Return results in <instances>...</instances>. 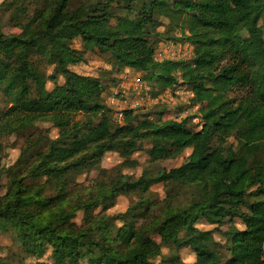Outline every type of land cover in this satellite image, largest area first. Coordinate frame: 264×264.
<instances>
[{
    "label": "trees",
    "instance_id": "1",
    "mask_svg": "<svg viewBox=\"0 0 264 264\" xmlns=\"http://www.w3.org/2000/svg\"><path fill=\"white\" fill-rule=\"evenodd\" d=\"M71 2L0 3L20 30L6 34L0 25V100L6 104L0 108V135L38 120L58 129V138L48 140L45 149H23L7 170L0 157V181L6 173L0 183V233L11 235L27 256L40 257L49 248L52 261L35 264H156L162 247L170 251L167 264H264V165L256 158L264 142V27L259 24L264 0H83L74 8ZM160 17L193 46L191 62L154 59L147 28L156 27ZM87 51L108 54L113 71L140 72L156 87L154 93L177 84L180 71L193 93L189 102L198 105L200 129L192 130L189 118H138L134 109L122 112L121 123L113 122L101 102L102 79L70 68L84 62ZM36 61L51 67L50 73ZM231 137L235 144L226 145ZM135 141L149 142L150 161L191 152L183 164L153 175H119L109 187L74 192V177L107 152L119 151L123 164L134 166ZM154 183L190 187L194 195L185 205L165 198L163 214L139 228L118 225L103 211L93 213L121 193L146 192ZM247 196L256 200L247 204ZM79 210L84 217L77 226L73 219ZM234 216L243 226L231 225L223 243L212 229L197 228L201 219L217 225ZM183 246L194 250L193 262L180 258L177 250Z\"/></svg>",
    "mask_w": 264,
    "mask_h": 264
},
{
    "label": "rangeland",
    "instance_id": "2",
    "mask_svg": "<svg viewBox=\"0 0 264 264\" xmlns=\"http://www.w3.org/2000/svg\"><path fill=\"white\" fill-rule=\"evenodd\" d=\"M3 0H0V3ZM83 2V0H72L71 7H77ZM9 12L2 9L0 11V25L2 30L6 34L19 33L20 30L13 26L12 22L9 21ZM121 14L120 11L116 12ZM264 27V11L262 14V20L259 23ZM150 35V41L154 42V59L159 60L156 56L157 53L163 48V44H167L172 41L178 44V48L175 53L178 56L176 61L191 62L193 58V46L182 36V32L176 28L168 19L160 17L158 24L154 28H147ZM245 34V32H242ZM73 45L76 47L80 46L79 40L75 39ZM176 46V45H175ZM175 49V48H174ZM85 60L76 65H72L71 69L77 73L91 76H99L103 81V94L101 102L104 106L110 109V119L115 123H121L122 118L119 117V113L128 109V104L135 96V92L131 91L126 94L122 91L120 73L122 71H113L109 61L111 60L108 54H99L97 52L87 51L84 55ZM38 67L45 73H50L51 67L45 63H39L36 61ZM132 73H127V76ZM143 74V73H142ZM177 84L169 89L158 90L154 93L156 87H151L148 83V87L142 86L139 95L137 96L140 100L138 106L134 107L136 113L141 118H147L151 121L166 120L169 119L167 115H163L165 110H174L176 116L179 119L189 118L188 126L192 130L200 129V124L194 120L195 116H198L199 110L196 109L193 104L189 102V96L187 92L191 90L190 86L183 83L181 79V73H176ZM129 78V77H128ZM60 77L58 81L60 82ZM52 83H47V88L52 87ZM169 90L168 92H165ZM127 92V90L125 91ZM150 98V99H149ZM172 99L170 103L167 100ZM167 101V102H166ZM6 107L4 101L0 100V108ZM201 122V121H200ZM58 138V129L53 127L50 122L44 120H38L26 127L19 128L17 131L7 130L0 135V157L1 166L3 170H7L8 167L12 166L17 159L21 156L23 149L27 147H33L35 150H43L46 147L48 140H55ZM92 136H90L85 144H90ZM235 141L233 137L228 140L226 145H234ZM136 149L135 152L130 156V160H133L136 164L134 166H125L123 164L125 157L121 156L119 151H112L105 153L100 161L90 170L77 174L74 177V192L81 194H88L91 188L105 184L106 186L114 185L119 175H127L131 179L138 178L143 171L147 174L153 175L162 168L170 169L179 166L189 159L191 152L190 148L184 150V152L174 158L160 161H150L149 149L150 144L147 141L133 142ZM213 146H216L214 143ZM34 158V157H33ZM256 158L264 165V142L261 145L259 153L256 154ZM32 162L31 158L27 162ZM6 182V173L3 174L0 181L1 184ZM230 184L234 183V179L228 180ZM5 192L1 190V194ZM193 189L188 187H180L176 184H163L154 183L149 187L146 192L133 191L129 193L119 194L114 203L102 210V206H99L93 210L94 214H98L100 211L105 212L113 216L116 219L118 225L123 222H130L135 225L136 228L142 225L150 223L154 218H158L163 214L164 203L163 200L167 197H172L173 204L185 205L189 200L192 199ZM149 200L150 204L141 207L140 201ZM256 200L254 196H247V204H250ZM148 209L146 210V207ZM243 213L248 212L247 206L244 204L241 206ZM84 212L79 210L76 212V217L73 222L77 226L83 225ZM236 225L241 228L243 225L241 220L234 216L229 222L223 224L210 225L205 220H199L197 228L201 230L212 229L214 238L223 243V234L231 226ZM154 239L159 242V237L154 236ZM161 255L154 258L153 261L156 264H167L164 262V258L170 254L167 247H162ZM180 258L184 262H193L195 260V252L193 249L183 246L177 250ZM0 259L3 264H35L36 262L50 263V249L47 248L45 253L40 256H27L18 248L17 243L13 242L12 236L5 233H0Z\"/></svg>",
    "mask_w": 264,
    "mask_h": 264
},
{
    "label": "built area",
    "instance_id": "3",
    "mask_svg": "<svg viewBox=\"0 0 264 264\" xmlns=\"http://www.w3.org/2000/svg\"><path fill=\"white\" fill-rule=\"evenodd\" d=\"M176 45V46H175ZM163 48L160 50L159 53H157L156 56L159 57V60L158 61H162V60H173V61H176L178 59V56L177 54L175 53V51L177 50L178 48V44L172 42V41H169L167 44H163L162 45ZM175 48V49H174ZM136 88L134 89V92H135V96L132 100H130V102H126L124 104H128V109H134V107L138 106L139 103H140V100L138 99V95L140 93V90H141V87L142 86H145L144 84H142L141 80L138 78L136 79ZM146 87V86H145ZM188 96H189V99L192 97L193 93H192V90H190L189 92H187ZM150 99V98H149ZM168 103H170V101H172V99L170 98V100H167ZM166 101V102H167ZM193 106L198 109V105L197 104H193ZM119 117L122 118V113L120 112L119 113ZM173 120H180L176 115H175V119ZM194 120L197 122V123H200V117L199 116H195L194 117Z\"/></svg>",
    "mask_w": 264,
    "mask_h": 264
},
{
    "label": "crops",
    "instance_id": "4",
    "mask_svg": "<svg viewBox=\"0 0 264 264\" xmlns=\"http://www.w3.org/2000/svg\"><path fill=\"white\" fill-rule=\"evenodd\" d=\"M127 73H132V75L130 74L129 76H127ZM120 74H121L120 75V79H121L120 84L122 87V91L126 94H128L130 91L132 93H134V89L136 88V85H137L136 79H138V78L141 80L142 84H144L146 87H148L147 82H145L142 79L140 72H136V71L131 70V69H125ZM126 90H127V92H125ZM168 91L169 90H167L165 92H168ZM163 113H164L163 115H167L169 117V119H175L176 112L174 110H165Z\"/></svg>",
    "mask_w": 264,
    "mask_h": 264
}]
</instances>
